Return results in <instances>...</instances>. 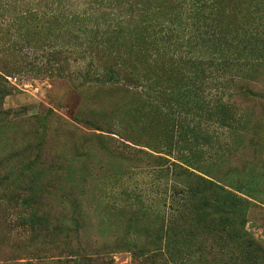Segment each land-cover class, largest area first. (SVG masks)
Instances as JSON below:
<instances>
[{"label":"rangeland","instance_id":"1","mask_svg":"<svg viewBox=\"0 0 264 264\" xmlns=\"http://www.w3.org/2000/svg\"><path fill=\"white\" fill-rule=\"evenodd\" d=\"M76 1L0 0V264H264V0L200 1L214 70Z\"/></svg>","mask_w":264,"mask_h":264},{"label":"trees","instance_id":"2","mask_svg":"<svg viewBox=\"0 0 264 264\" xmlns=\"http://www.w3.org/2000/svg\"><path fill=\"white\" fill-rule=\"evenodd\" d=\"M72 1L73 0H50V2L52 3H71ZM118 1L119 0H77L76 2L94 6L93 8L90 7L91 11L98 12L96 15H98L99 19L104 21L102 27L100 28L103 32H105L103 36H106L107 32L113 33V36L118 34L124 36L126 34L130 38L133 36L134 38H136L138 35H141L143 33L154 37H157L156 35L165 36V34H171V36H174L176 34V38H179V36H189L188 42L186 43L187 47L190 48L193 43L196 44V42L198 43V41H204L205 44H203V54H198V52L194 49L192 50V48H190V50H187L188 52L186 51L189 55V59H186L187 63H196L199 66L207 65L209 69L211 68L213 70L219 67L226 68V57L218 55L221 53L217 52L215 49H212L214 41V39H212V36L214 34L204 31L203 33H200L199 36V33H197L199 29L195 28V23L193 24L192 14L194 15L197 10L203 7V5H199L201 0H190L189 14H186L185 18L180 17L179 20L174 19L168 22H166L167 19H161L160 17H155V15H151V17H148L147 9L141 8L139 6L136 7L135 2H133L132 0H120V3H118ZM113 3L118 4H116L114 7H111ZM111 8L120 9L122 11L125 10V13L124 15H120V17L116 13L110 11ZM127 16H129L128 20L126 19ZM117 19H119V22L116 23L115 21ZM232 63H234V61L232 58H230L229 64ZM132 78H137V80L140 79L139 76H132ZM161 92V90L156 92L158 97ZM200 181L205 182L210 186H215L211 182L203 178H200ZM216 189H221V187H217Z\"/></svg>","mask_w":264,"mask_h":264}]
</instances>
